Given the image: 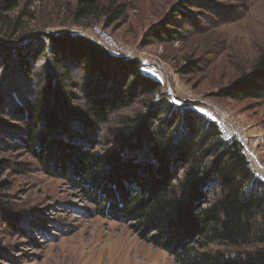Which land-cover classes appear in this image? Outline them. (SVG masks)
<instances>
[{
	"label": "trees",
	"instance_id": "trees-1",
	"mask_svg": "<svg viewBox=\"0 0 264 264\" xmlns=\"http://www.w3.org/2000/svg\"><path fill=\"white\" fill-rule=\"evenodd\" d=\"M24 1L0 0V72L20 100L0 94V123L11 116L20 124L17 142L42 173L88 194L98 215L127 224L174 264H264V182L241 143L190 102H172L136 60L114 58L84 36L20 37L25 10L10 14ZM186 4L173 7L142 43L177 41L175 16ZM125 12L114 1L75 0L73 20H102L107 29ZM192 65L187 61L180 72H196ZM73 72L82 85L66 94ZM25 94L31 96L23 100ZM79 94L84 113L70 106ZM216 96L264 101V55ZM132 107V115L108 127L112 116ZM101 127L113 142L99 152L94 135ZM3 139L14 136L0 129V145ZM2 216L5 224L17 218Z\"/></svg>",
	"mask_w": 264,
	"mask_h": 264
},
{
	"label": "rangeland",
	"instance_id": "rangeland-1",
	"mask_svg": "<svg viewBox=\"0 0 264 264\" xmlns=\"http://www.w3.org/2000/svg\"><path fill=\"white\" fill-rule=\"evenodd\" d=\"M108 1L124 5L126 12L107 29L102 20L75 22V0H26L10 15L16 18L25 10L20 37L62 33L87 37L97 25L143 53L151 67L147 70L143 65L142 72L159 81L172 102L180 106L190 102L192 109L216 122L224 136L241 142L255 174L264 182V101L216 96L264 55V0H192V5L183 0L187 2L183 15L175 16L180 38L146 44L144 36L182 0ZM187 61L196 72H180ZM72 74L66 94H76L82 85L79 73ZM8 77L0 72V94H11L12 101L19 103L17 93L6 83ZM36 89L33 79L28 90L32 94ZM31 94L22 95L23 100ZM70 106L84 113L80 94ZM134 109L112 116L108 127L115 126L117 117L132 115ZM20 128L11 116L0 123L4 133L14 136L0 145V204L4 206L0 209V264H174L167 252L139 240L127 224L98 215L88 194L64 179L43 174L35 159L19 146ZM104 130L101 127L94 135L99 152L113 142ZM3 211L17 218L5 224Z\"/></svg>",
	"mask_w": 264,
	"mask_h": 264
},
{
	"label": "built area",
	"instance_id": "built-area-1",
	"mask_svg": "<svg viewBox=\"0 0 264 264\" xmlns=\"http://www.w3.org/2000/svg\"><path fill=\"white\" fill-rule=\"evenodd\" d=\"M87 37L114 58L121 60H136L142 66L146 65L147 68L151 67L147 56L134 48H130L118 42L111 33L100 26H93Z\"/></svg>",
	"mask_w": 264,
	"mask_h": 264
},
{
	"label": "crops",
	"instance_id": "crops-1",
	"mask_svg": "<svg viewBox=\"0 0 264 264\" xmlns=\"http://www.w3.org/2000/svg\"><path fill=\"white\" fill-rule=\"evenodd\" d=\"M148 69H150V68H147V70H148ZM149 74H150V73H149ZM151 75H152V74H151ZM151 75H150V76H151ZM152 77H153V76H152Z\"/></svg>",
	"mask_w": 264,
	"mask_h": 264
}]
</instances>
